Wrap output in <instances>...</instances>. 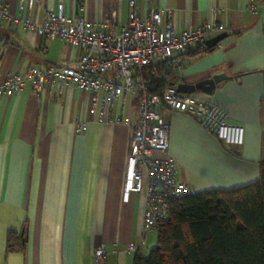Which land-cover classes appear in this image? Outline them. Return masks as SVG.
Here are the masks:
<instances>
[{"label":"crops","instance_id":"1","mask_svg":"<svg viewBox=\"0 0 264 264\" xmlns=\"http://www.w3.org/2000/svg\"><path fill=\"white\" fill-rule=\"evenodd\" d=\"M7 1L13 14L36 23L63 5L66 16L109 23L111 33L129 17V0H36L25 13L20 0ZM153 6L171 11L177 32L222 11L219 19L228 29L222 48L184 56L170 83L197 84L223 70L232 78L212 95L192 96L217 104L245 128L244 145L234 149L196 117L168 113V156L177 163L178 180L197 191L257 183L264 160V0H138L142 17ZM0 35L1 78L13 72L26 77L32 67L71 62L81 54L59 39L6 22L0 23ZM90 105V94L71 84L38 97L32 81L21 94L0 101V264H93L100 246L105 264H133L129 247L140 241L144 197L133 194L125 202L123 196L138 106L132 95H123L101 122L90 116ZM84 122L87 131L81 132ZM156 239L152 232L148 250Z\"/></svg>","mask_w":264,"mask_h":264},{"label":"built area","instance_id":"2","mask_svg":"<svg viewBox=\"0 0 264 264\" xmlns=\"http://www.w3.org/2000/svg\"><path fill=\"white\" fill-rule=\"evenodd\" d=\"M35 3L36 0H20V12L32 10ZM221 12L214 10L209 21L177 32L170 10L153 6L147 16L142 17L138 0H129L127 23L120 26L119 32L111 33L109 23L95 25L84 17L66 16L63 5L49 12L42 23H36L28 16L13 14L8 1L0 0V23L6 22L50 40L59 39L81 51L71 62L57 61L45 68L32 67L26 77L17 72L0 77V101L21 94L27 81H32L38 97L47 89L62 90L71 84L90 94L89 114L98 116L102 122L105 110L111 109L119 97L130 94L135 98L139 119L130 143L123 196L125 202H129L133 194L144 197L140 241L129 247L134 254L144 252L149 235L169 221L171 200L199 192L178 180L177 163L168 156V113L182 112L196 117L226 146L240 149L244 145V126L231 122L223 108L183 94L170 83L180 71L184 56L190 52L196 56L210 52L209 40L228 32L219 19ZM218 47L222 48L221 42L215 49ZM152 78L166 84L161 95L148 92L147 83ZM80 131H87L86 122L82 123ZM105 260L104 247L96 248L93 264H105Z\"/></svg>","mask_w":264,"mask_h":264},{"label":"trees","instance_id":"3","mask_svg":"<svg viewBox=\"0 0 264 264\" xmlns=\"http://www.w3.org/2000/svg\"><path fill=\"white\" fill-rule=\"evenodd\" d=\"M165 87L147 83L153 95ZM156 232L149 256L136 253L133 264H264V160L257 183L171 200L170 219Z\"/></svg>","mask_w":264,"mask_h":264},{"label":"water","instance_id":"4","mask_svg":"<svg viewBox=\"0 0 264 264\" xmlns=\"http://www.w3.org/2000/svg\"><path fill=\"white\" fill-rule=\"evenodd\" d=\"M228 36L227 33L220 34L212 39L209 40V46L212 48L211 51L215 49V47L226 37ZM3 40V37L0 35V42ZM232 77L229 76L226 72L219 69L215 73H213L212 77L201 81L197 84H187V83H180L177 85L178 90L183 94L192 95L197 91H201L205 94L212 95L214 90L219 87L225 80L231 79ZM239 79V76L234 77ZM175 85V84H174Z\"/></svg>","mask_w":264,"mask_h":264},{"label":"rangeland","instance_id":"5","mask_svg":"<svg viewBox=\"0 0 264 264\" xmlns=\"http://www.w3.org/2000/svg\"><path fill=\"white\" fill-rule=\"evenodd\" d=\"M150 250L145 249V251L143 252L144 257H148L149 256Z\"/></svg>","mask_w":264,"mask_h":264}]
</instances>
